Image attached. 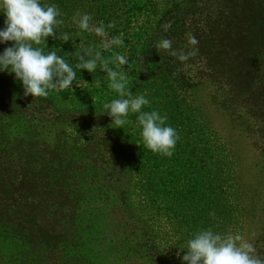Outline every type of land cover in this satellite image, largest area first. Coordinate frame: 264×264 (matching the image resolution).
<instances>
[{
	"label": "rangeland",
	"instance_id": "rangeland-1",
	"mask_svg": "<svg viewBox=\"0 0 264 264\" xmlns=\"http://www.w3.org/2000/svg\"><path fill=\"white\" fill-rule=\"evenodd\" d=\"M41 3L57 5L61 12L58 19L63 20L56 29V39L47 38L46 45L50 49L45 48V51L56 50L58 55H63L73 64L76 62L75 58L81 54L79 45L101 50L105 57H110L113 51L125 55L129 64L124 69L131 76L129 88L137 92L134 96L141 95L137 88L140 85L137 73H143L142 78H145L144 72L151 76L154 68L160 67L155 56L150 61L153 54L148 48L152 47L155 54L163 55L168 52L158 47L163 38L154 40L155 30L158 29L159 20L166 8V0H41ZM77 12L90 14L93 23L103 21L105 25L113 24V28L107 29L109 37L122 33L125 46L103 50L101 37L81 32L72 23V17ZM4 19L0 15V28L4 27ZM65 32L70 34L71 41L67 43L62 40ZM11 43L0 44V52L10 47ZM94 76L100 78L106 74L99 68L90 74L77 70V79L71 85L73 91L71 88L50 90L46 98H33L24 95L20 81L12 74L0 72V117L20 115L27 122L25 128L28 131L33 129L40 136L44 126L46 133L51 131L53 135L61 137L57 149L69 156L81 148L90 152L86 158L80 157L81 160H77L82 165L86 164L81 167L77 179L84 180L87 177L92 180L91 187L86 185L85 190L91 194L97 191L101 193L100 202L95 203L97 207L113 208L110 217L105 209L95 221L101 222L100 226L104 228L106 237L108 233L111 234L103 242L104 246L101 249L97 243L83 246L89 253H98L94 264H181L186 241L202 227L222 234H241L245 240L259 234L264 226V219L261 217L264 206L257 197L258 191H250L249 186L253 187L252 190L259 188V173H264V158L249 146L251 132L246 131L243 117L252 118V115H241L246 109L242 110L240 107L237 108L240 113L237 111L232 114L228 99L232 96L233 88L230 90L227 87L226 80L218 84L203 82L188 91L191 94L189 101L196 115L210 125L219 137H228L230 149H234L236 155L239 153L241 159L237 161V167L245 176L239 184L225 182L223 191L218 190L214 194L217 199L224 201L216 207L214 195L206 197L213 205L205 218L206 214L200 211L201 196L192 194L193 190L199 188L193 183H187V180L171 185V189L162 192L159 196L161 201L156 203V208L161 210L158 216L143 209L145 197L138 190L133 191L138 183L130 175H125L124 170L113 181L103 179L101 169L107 166L108 148L115 144L119 157L124 161L130 142L124 135V128H116L111 119L103 114L102 105L117 98V94L109 87H97L96 81L90 79ZM145 86L142 88L143 95L147 98L154 95L153 99L157 103L150 109H155L162 115L168 114L166 103L169 99L182 94L180 89H168L162 82L146 86L149 91L152 88L151 94L146 92ZM247 111H250L249 107ZM35 125L38 127H34ZM137 129L134 127L131 131ZM108 132L116 135L115 143L104 140ZM127 133L131 134L128 130ZM73 165L75 164H69V167H77ZM80 186L82 187V183ZM248 190L249 199L246 195ZM62 195L63 192L59 191L41 192L31 197L30 201L29 196L25 195L20 203L21 210L12 212L16 214L0 213V264H87L86 252L67 249L62 240V236L69 229L63 226L66 222L64 212L70 207ZM217 207L223 209H216ZM152 245L154 250H151ZM66 255L72 258L67 259Z\"/></svg>",
	"mask_w": 264,
	"mask_h": 264
},
{
	"label": "trees",
	"instance_id": "trees-1",
	"mask_svg": "<svg viewBox=\"0 0 264 264\" xmlns=\"http://www.w3.org/2000/svg\"><path fill=\"white\" fill-rule=\"evenodd\" d=\"M165 6L154 40L169 39L177 53L188 54L195 49V55H190L182 62L169 52L155 54L151 47L152 41L151 48H148L153 54L150 61L158 59L160 67H155L151 76L144 72L145 78H142L143 73H137L140 80L137 88L143 94L142 88L145 85L162 82L168 89L182 91V94L172 97L166 103V123L174 127L179 135L174 155L169 158L147 150L139 136V130L131 131L136 127V117L130 115L129 123L124 126V135L130 142L124 161L113 144L108 148V163L101 169V175H104L103 179L113 181L124 170L125 175H130L138 183L133 191L138 190L145 197L143 209L158 216L161 210L156 208V203L161 201L159 196L162 192L171 185L187 180V183H193L199 188L193 190L192 194L201 196L200 211L206 214V218L213 205L206 197L214 195L218 190L223 191L225 182L239 184L244 174L237 167V161L241 159L239 153L236 155L234 149H230L228 137H219L210 125L196 115L189 101L191 94L188 91L203 82L218 84L226 80L227 87L230 90L233 88L232 96L228 99L232 114H236L240 107L242 110L246 109L241 115H252V118L243 117L246 131L251 132L249 146L264 158V0H166ZM189 33L195 36L197 45L188 44ZM98 78L90 77L92 81H97ZM99 81L102 86L108 87L106 76L100 77ZM146 86L147 92L149 90ZM152 92L150 88L149 94ZM132 93L137 92L134 90ZM151 95L146 97L149 105L145 106V111H151L150 107L157 105L154 95ZM248 107L250 111H247ZM89 118L90 116L85 120ZM25 123L26 120L20 115L0 117V213L16 214L12 212L21 210L20 203L25 195L29 196L30 201L31 197L41 192H63L62 196L70 207L64 212L66 222L63 226L69 229L62 240L67 249L86 252L87 264H94L98 253H89L83 246L94 245L93 243H97L100 249L104 246L103 242L111 234L108 233L106 237L104 228L100 226L101 222L95 221L105 209L110 217L113 208L97 207L95 203L100 202L101 193L97 191L91 194L85 190L86 185L91 187L92 180L87 177L84 180L77 179L81 167L86 165L77 160H81L80 157L86 158L90 152L81 148L69 156L57 149V145L61 143L60 136L53 135L51 131L46 133L44 126L41 136L36 135L33 129L28 131L25 128ZM37 125L34 127H38ZM104 140L115 143L116 135L108 132ZM69 164L77 167L71 168ZM262 169L264 171V164ZM259 185L254 190L251 185L249 188L250 191H258L257 197L264 206V173L261 172ZM250 191H245L247 197ZM214 199L215 207L224 202L215 195ZM216 209L222 210L223 207ZM261 217L264 219V207ZM246 241L255 248L254 255L264 258V226L259 234ZM152 249L154 250V245L151 246ZM65 258L72 257L66 255Z\"/></svg>",
	"mask_w": 264,
	"mask_h": 264
},
{
	"label": "clouds",
	"instance_id": "clouds-1",
	"mask_svg": "<svg viewBox=\"0 0 264 264\" xmlns=\"http://www.w3.org/2000/svg\"><path fill=\"white\" fill-rule=\"evenodd\" d=\"M0 15L5 18L4 27L0 28V44L12 42L0 52V72L12 74L20 81L25 96L46 98L50 90L70 89L77 79V70L90 74L99 68L106 74L108 87L117 94V98L102 105L103 114L119 129L129 123L130 114H135V125L144 147L165 157L174 155L178 132L166 123V115L156 110H144L149 105L145 95H133L129 88L131 76L124 69L129 64L125 55L113 51L110 57H105L101 50L79 45L81 54L73 64L56 50L45 51L47 38L56 39V29L63 23L58 19L61 12L55 4H42L41 0H0ZM72 23L81 32L101 37L103 50L125 46L122 33L109 37L107 29L113 28V24L93 23L88 13L77 12ZM62 40L63 43L71 41L70 34L63 33ZM187 42L191 46L198 44L191 33ZM158 47L182 62L195 55V49L188 54L177 53L169 39L160 40ZM95 83L97 87L101 85L99 80ZM182 252L181 264H264V258L254 255L255 248L243 235L222 234L211 228L194 232Z\"/></svg>",
	"mask_w": 264,
	"mask_h": 264
}]
</instances>
